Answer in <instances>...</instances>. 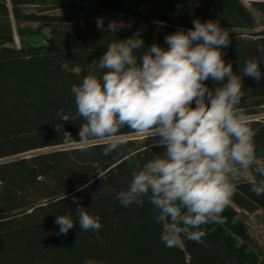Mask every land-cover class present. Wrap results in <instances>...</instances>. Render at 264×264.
Here are the masks:
<instances>
[{
  "label": "trees",
  "instance_id": "1",
  "mask_svg": "<svg viewBox=\"0 0 264 264\" xmlns=\"http://www.w3.org/2000/svg\"><path fill=\"white\" fill-rule=\"evenodd\" d=\"M7 1L0 0V264H83L87 259L93 264H264V253L232 248L205 229L199 243L182 234L181 243L166 247L147 196L142 204L120 206L118 193L132 180L130 164L143 165L162 151L152 146V137L129 138L105 156L103 143L88 150L77 144L68 147L55 130V124L62 126L57 113L63 109L74 119L64 122V130L79 140L83 121L76 118L72 85L89 74L90 64L107 51L108 43L136 32L110 34L105 28L89 33L79 16L40 14L39 21H56L50 37L38 45L8 46L14 35ZM72 1L90 18L102 10L141 18L146 25L140 31L143 51L154 43L167 48L165 37L192 28L196 18L218 21L229 33L230 43L221 49L225 63L238 75L246 61L260 64L259 82L242 76L245 96L238 106L255 132L257 162L250 167L251 181H234L233 206L227 207L235 214L264 211V199L251 190L260 179L256 168L264 166V28L256 29L252 11L264 16V0H251V7L240 0ZM9 2L13 10L23 5L46 10L42 0ZM142 5L148 6L147 12L139 11ZM247 28L253 30L243 31ZM36 30L41 34L40 27ZM122 133L135 134L128 128ZM78 206L99 216L102 228L82 231L77 222L66 235H58L57 216L71 213L75 220Z\"/></svg>",
  "mask_w": 264,
  "mask_h": 264
},
{
  "label": "clouds",
  "instance_id": "2",
  "mask_svg": "<svg viewBox=\"0 0 264 264\" xmlns=\"http://www.w3.org/2000/svg\"><path fill=\"white\" fill-rule=\"evenodd\" d=\"M192 23L187 31L167 35V48L154 43L143 51L140 31L108 43L107 51L90 64L89 74L71 87L76 118L83 121L79 140L64 130V122L74 120L71 114L60 109L62 126L55 124L65 144L88 150L103 143L105 156L128 143L124 128L152 137V146L162 151L143 165L130 164L131 183L117 199L127 208L147 196L154 222L162 227L161 241L169 248L181 243L182 234L199 243L206 235L202 226L223 224L234 181L256 161L255 132L238 106L245 96L242 76L259 82L260 64L248 60L238 75L221 51L230 43L229 33L218 21L196 18ZM126 27L132 24L112 20L105 30L112 34ZM209 80L217 86L210 88ZM256 173L260 179L251 190L260 196L264 166ZM86 209L78 206L75 220L71 213L58 215L57 234L66 235L77 222L82 231L99 232L100 217Z\"/></svg>",
  "mask_w": 264,
  "mask_h": 264
},
{
  "label": "rangeland",
  "instance_id": "3",
  "mask_svg": "<svg viewBox=\"0 0 264 264\" xmlns=\"http://www.w3.org/2000/svg\"><path fill=\"white\" fill-rule=\"evenodd\" d=\"M247 7H251V0H240ZM9 24L14 35V43L8 46L19 47L21 42L33 43L35 45L42 44L46 38L50 37V30L56 21H39L37 15H62V16H79L81 18L82 27L85 32L92 33V29H105L112 20H123L125 23H131V28L120 30L122 32H137L145 28V23L141 18L122 15L107 10H102L90 18L86 13L79 10L77 2L72 0H42L41 7L46 10L39 11L34 5H23L17 10L11 8L9 0ZM252 10V9H251ZM139 11L144 13L148 11V6L142 5ZM255 16L256 29L264 28V16L257 11L252 10ZM64 23L69 21L63 20ZM65 25V24H64ZM36 27H40L41 34H37ZM253 28H247L243 31L248 32ZM98 31V32H99ZM94 32V33H95ZM146 135V134H145ZM145 135L131 134L129 138H141ZM68 147L76 146V144H68ZM257 161H255L256 163ZM254 163V164H255ZM249 181L252 180L250 169L242 176ZM264 199V194H261ZM232 203L230 202L229 206ZM233 206V205H232ZM237 209V208H234ZM238 210V209H237ZM239 214H235L233 209L226 207L222 213L225 218L223 224L209 223L202 226L203 229L212 232L220 238L226 245L242 250L251 251L253 253H264V211L258 209L254 213H246L238 210Z\"/></svg>",
  "mask_w": 264,
  "mask_h": 264
}]
</instances>
